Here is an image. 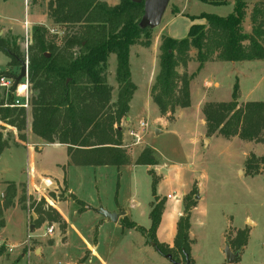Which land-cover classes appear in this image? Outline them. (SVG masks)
Wrapping results in <instances>:
<instances>
[{
	"label": "rangeland",
	"instance_id": "374dc122",
	"mask_svg": "<svg viewBox=\"0 0 264 264\" xmlns=\"http://www.w3.org/2000/svg\"><path fill=\"white\" fill-rule=\"evenodd\" d=\"M48 1L37 0L34 3L33 0H0V38L7 41L13 50L17 47L20 56H26L31 30L35 25L46 27L58 39L64 35L63 29L54 25L48 17ZM224 1V5L217 6L198 0H169L161 25L167 21L166 26L172 31L170 34L181 39L186 36L190 25L188 16L201 13L226 16L231 13L234 0ZM175 5L185 15L170 19L169 14L176 10ZM250 11L251 4L248 5L243 22L246 31L250 30ZM27 16L30 18L27 19ZM199 21L195 19L192 23ZM144 51L145 55L138 64L132 58L130 60L132 80L138 89L129 111L130 121L123 125V138L126 139L128 153L132 150L131 163L119 171L108 165L94 167L75 162L67 165V159L70 161V158L66 150L50 143L42 142L43 149L37 150L40 145L36 142L37 137L27 128L31 120L28 108L24 147L11 144L0 152L1 197H6L7 182L13 181L17 185L13 206L3 208L2 212L3 218L6 215L4 227H0V264H43L37 257L38 254L34 253L39 243L36 238L50 241L53 233L54 241L48 246L51 254L47 255L55 264L56 261L73 264L75 260L74 264H171L152 245V240L145 239L140 232L132 228H117L113 224L100 228L94 221L93 212H77L79 206L74 203L76 197L93 206L102 204L112 208L118 203L125 210L138 213L133 218L135 223L148 229L150 220L146 210L153 199L150 168L159 177L154 185V193L163 199L159 233L162 240H169L177 212L183 208L182 199L189 195L190 200L195 202L189 218L192 239L190 247L192 255L197 258L193 260L189 254L192 264H226L223 253L226 243L233 253H238L231 264H264L263 145L237 136L225 138L219 134L208 135L199 107L203 98L207 102L230 101L235 81L238 84L240 104L264 101V60L217 62L218 59H210L208 62L216 63L208 64L195 73L190 84V105L178 109L174 113V119L172 114L162 117L154 104L146 105L147 70L149 65L157 61L159 51ZM189 55L191 60L187 65L177 69L180 74H191L197 69L195 50L191 49ZM132 57L137 59L136 52H133ZM115 65V55L110 54L106 76L114 93L117 91V83L111 71L115 69ZM19 70L20 64L11 63L9 55L0 51V75L16 76ZM214 81L218 86H213ZM20 82L23 83L24 80ZM206 82L208 85L205 86ZM6 97L5 90L0 88V99ZM157 117L161 119L156 120ZM140 122L145 123V127L139 128ZM2 127L0 124L3 139L12 140L16 134L15 129ZM26 131L29 133L26 134ZM129 131H139L141 140L134 142ZM138 150H145L150 154L155 164L135 163L133 159L137 157ZM185 158V162L193 165L198 176L186 194L189 185L185 184L190 176L188 170L181 165ZM28 163L31 167L27 171L25 167ZM63 174H66L68 186L76 197L66 191L64 184L56 181ZM42 176L54 180V184L46 190H43L40 182ZM22 194L24 200L19 202ZM168 194L170 198H167ZM200 197L203 200L197 205ZM64 200L70 201L69 205H59L67 219L64 230L57 222L46 220L44 214L36 213V207L39 206L44 212L49 211L53 216L55 212L62 219L58 202ZM27 214L28 217L25 216ZM29 214H34L36 218L32 220ZM130 223L127 220L124 224L128 226ZM51 226L53 232L45 234L46 229ZM8 241L11 245H8ZM90 246L95 248V256L88 257L89 252L86 250ZM172 247L173 245L170 247L172 258L183 263L182 254Z\"/></svg>",
	"mask_w": 264,
	"mask_h": 264
},
{
	"label": "trees",
	"instance_id": "16d2710c",
	"mask_svg": "<svg viewBox=\"0 0 264 264\" xmlns=\"http://www.w3.org/2000/svg\"><path fill=\"white\" fill-rule=\"evenodd\" d=\"M36 1L33 0L34 3ZM198 1L225 4L224 0ZM249 4L250 30L246 31L243 22ZM47 7L52 23L63 29L64 35L59 39L46 27L33 26L24 57L18 54L17 47L13 50L7 41L0 38V51L9 55L11 63L18 65L19 61L26 62L32 133L48 143L64 144L70 162L115 167L127 164L126 153L120 147L122 130L119 127L126 118L129 101L136 88L130 75L129 49L135 44L149 46L151 41L152 29L141 25L143 1L118 0L115 5H109L100 0H49ZM189 18L201 22L192 23L185 37H161L158 70L150 96L163 116L190 105V81L210 59L229 62L264 60V0H234L233 10L226 16L201 13ZM191 49L195 50L197 69L191 74H180L177 69L185 67L191 60ZM110 54L116 58L117 95L113 102L112 87L106 76ZM13 101L11 93L6 99H0V124L2 128L9 126L16 131L12 140L3 139L0 132V152L11 144H23L26 140L28 113L23 108L10 106ZM201 112L208 135L237 136L242 140L262 143L264 148V101L240 104L237 81L233 85L230 101L206 102ZM261 158L264 159V153ZM135 163L155 164L145 150L138 155ZM149 174L153 185V200L148 214L150 227L143 229L133 222L125 227L135 229L147 240L151 239L161 254H170L171 248L156 239L163 199L154 193L159 177L151 168ZM6 186V197L0 195V227L4 226L3 208L13 206L17 192L13 181L7 182ZM22 200L24 194L19 202ZM76 203L79 206L77 211L82 212L84 204L80 201ZM182 204L172 248L183 257L184 253L189 257V218L195 202L186 195ZM36 213L44 214L46 220L55 221L61 229L65 228V222L55 212L53 216L38 206ZM37 220L38 217L35 223Z\"/></svg>",
	"mask_w": 264,
	"mask_h": 264
},
{
	"label": "crops",
	"instance_id": "0c3cea01",
	"mask_svg": "<svg viewBox=\"0 0 264 264\" xmlns=\"http://www.w3.org/2000/svg\"><path fill=\"white\" fill-rule=\"evenodd\" d=\"M100 1H104V2H106L107 4H109V5H115L117 2H118V0L116 1V0H100ZM217 6H221V5H217ZM175 8H176V10H174V12L173 13H170L169 14V18L171 19V18H177L178 16H184L185 15V13L183 12V10H180L176 5H175ZM189 17V16H188ZM28 18H30L29 16H27V19ZM169 19V20H170ZM193 21H195V20H191L190 18H189V23H190V25H191V23L193 22ZM201 22V20L199 21V22H196V23H200ZM166 24H167V21L166 22H164L162 25H161V21H160V23L157 25V26H155V27H152L151 29H152V35H151V41H150V44H149V46H143V45H140V44H135V45H132L131 47H130V49H129V68H130V66H131V58L133 59V61H134V63L135 64H138V62H140L141 61V59H142V57L145 55V51L144 50H146V49H150V50H152L153 52H157V51H159V46H160V42H161V37L162 36H170V37H172V38H174L170 33L172 32L170 29H168L167 28V26H166ZM189 25V26H190ZM159 26H162L161 28H159ZM156 28H159L158 29V31H155L156 30ZM189 28V27H188ZM188 28H187V30H188ZM186 33H187V31H186ZM175 39H177V38H175ZM137 48H139V49H137ZM136 50V51H135ZM133 52L135 53L136 52V55H138V57H137V59L135 60L133 57H132V55H133ZM252 61V60H251ZM217 62H220V61H217ZM241 62V61H240ZM211 63H216V62H214V61H210V62H207L203 67H206V65H208V64H211ZM115 69H116V65H115ZM115 69L114 70H112L111 72L114 74V76H115ZM111 70V69H110ZM157 70H158V56H157V61L155 60L154 61V63H152V65H149L148 66V76H147V91L145 92V99H146V105L148 104H154V102L152 101V99H151V96H150V88H151V86H152V84H153V82H154V78H155V75H156V73H157ZM130 75H131V80H132V74H131V71H130ZM193 80V79H192ZM191 80V81H192ZM191 81H190V84H191ZM132 82H133V80H132ZM134 83V82H133ZM135 84V83H134ZM189 84V95H190V85ZM213 84V86H218V83L217 82H213L212 83ZM206 85H208V82H206L205 83V86ZM135 90H134V92H133V95H132V98H131V100L129 101V110H128V112H127V115H126V118L121 122V126L119 127V129H121L122 130V142H121V149H123L124 151H125V153H126V156H127V158H128V163L127 164H129V163H131V151H130V153H128V151L126 150V145H125V138H123V125H125V124H128L129 123V121H130V117H129V111H130V109H131V104H132V100H133V97H134V95H135V93H136V91H137V89H138V86L135 84ZM117 88V87H116ZM115 91H114V88H112V92H111V98H113V100H112V102L113 101H115V99H116V95H117V91H116V93H114ZM205 102H207L204 98L201 100V102L199 103V107H200V110H201V107H202V105L205 103ZM155 105V104H154ZM156 106V105H155ZM187 108V107H186ZM179 109H184V108H179ZM157 110H158V108H157ZM178 109H176L175 110V112L177 111ZM159 112V111H158ZM174 112V113H175ZM174 113L172 114V116H174ZM162 117H165V116H162ZM158 119H161V117H157L156 118V120H158ZM174 119H175V116H174ZM204 122V121H203ZM27 128L29 129V132L31 133V134H33L32 133V131H31V127H30V122H29V125L27 126ZM29 132H27L26 131V134L27 133H29ZM129 133V132H128ZM34 135V134H33ZM4 136V135H3ZM3 136H2V138H3ZM35 137H37V140H36V142H39V144L40 145H38V147H37V150H41V149H43V144H42V142H44V143H48V142H46V141H44V140H42L41 138H39L38 136H36V135H34ZM5 138V137H4ZM132 138V137H131ZM26 139H27V137H26ZM50 144H52V145H55V146H59V147H62L63 149H65L66 150V146L64 145V144H59V143H50ZM18 146H22V147H24L23 146V144H21L20 142H18V145H15V147H18ZM6 149V148H5ZM32 151V153L33 154H35V152H34V150H31ZM67 152V151H66ZM141 152H140V150H138L137 152H136V155H137V157H138V155L140 154ZM136 156L134 157V159L133 160H136V158H137ZM187 160V158H185L184 159V161H183V163L181 164L182 165V167H184L185 169H187L188 170V172H189V176H190V179L188 180V183H186L185 185H189L188 187L189 188H187L188 190H186V192H185V194L192 188V186H193V184H194V182H195V180H197L196 178H198V176H197V172H196V170L193 168V165H191V163H189V162H185ZM69 162L70 161H68V159H67V165H69ZM127 164H125V165H127ZM63 165V167L64 168H66V165H64V164H62ZM125 165H122V166H120V167H115L116 168V170L117 171H119V169L120 168H122V167H124ZM108 166H111V165H108ZM28 167H31V165L28 163V164H26V167H25V170H27L28 171ZM95 167V166H94ZM35 172V171H34ZM27 173H29V172H27ZM198 175H199V173H198ZM58 183H60V184H64L65 186H66V188H67V192L69 193V194H71V195H74L75 196V194H73V192L71 191V189H70V187L68 186V183H67V180H66V174H63L62 176H61V178L59 179V180H56ZM187 187V186H186ZM185 194H183V196L185 195ZM169 195V194H168ZM167 195V196H168ZM73 196V197H74ZM170 196V195H169ZM76 197V196H75ZM168 198V197H167ZM170 198V197H169ZM76 199V200H75ZM153 200V199H152ZM152 200L150 201V202H152ZM203 200V198L202 197H200V200L197 202V205H199L200 203H201V201ZM74 203H76V201H80L81 203H83L84 204V206H85V209L82 211V212H88V211H90V212H93L94 213V215H93V218H94V221L99 225V227L100 228H102V227H108L110 224H113L114 226H116L117 228H124L125 227V224L124 223H126V221L127 220H130L131 222H133V223H135L136 221L133 219L134 217H137L138 216V213H136L135 211H127V210H125L124 208H122L121 206H120V204H118V203H116V204H114V206L111 208V207H106V206H103L102 204H99L98 206H93V205H90L89 203H87L86 201H83V200H81V199H79L78 197H76V198H74ZM150 202H149V205H150ZM63 204H66V205H69L70 204V201L68 202V200H64V201H60V202H58V210H59V212H60V214H61V216H62V219H63V221L65 222V226H66V221H67V219L65 218V216H64V214L62 213V211H61V209L59 208V205H63ZM196 205V206H197ZM194 208V207H193ZM193 208H192V210H193ZM77 209V208H76ZM99 209H104V210H106V211H108V212H112V213H120V212H123L124 214L123 215H120L119 217H118V219H117V221L116 222H112V221H110V220H108V219H106L105 217H103L101 214H100V212H99ZM78 210V209H77ZM192 210H191V212H192ZM147 211V213L149 214V211H150V207H149V209L148 210H146ZM78 212V211H77ZM190 212V213H191ZM137 215H136V214ZM182 214V209L181 210H178V212H177V217L175 218V221H174V223H173V226H172V229H173V232H172V234L170 235V238H169V240L168 241H164V240H162L161 238H160V235H159V233H160V230H161V222H160V224L158 225V227H157V229H156V239H157V241L159 242V243H161V244H163V245H166V246H169V247H171L172 245H173V239H174V236H175V232H176V223H177V220H178V218H179V216ZM6 215V214H5ZM5 215H4V218H3V220H4V224H5ZM30 215H32V214H29V216ZM34 215V214H33ZM26 217H28V214L27 215H25ZM35 216V215H34ZM32 218V217H31ZM35 218H36V216H35ZM34 218V219H35ZM33 218H32V220H34ZM27 220V219H26ZM150 220V219H149ZM25 223H26V221H25ZM136 225H137V223H135ZM139 226V225H138ZM4 227V226H3ZM2 227V228H3ZM30 227H31V225H30ZM55 230V229H54ZM62 230H64V229H62ZM190 230H191V225H190V229H189V238L191 237L190 236ZM54 234V233H53ZM52 234V235H53ZM51 235V240L50 241H41V240H39L38 238H36V237H34V238H36V240L39 242L38 243V245H37V247L34 249V253L35 254H38L37 255V257L40 259V261H43L42 263L43 264H55L54 262H53V260H50V256H48L47 255V253H50L51 254V252H49V249H48V246H49V244L50 243H52L53 241H54V237ZM8 237V236H7ZM190 240H192L191 238H190ZM8 245H11V244H9V241H8ZM87 252H89V255H88V257H90V256H95V248L94 247H92V246H90L89 247V249H87L86 250ZM85 251V252H86ZM190 254H191V256H192V259L193 260H195V259H197L196 258V256L195 255H192V252H191V247H190ZM49 257V258H48ZM88 260H90V259H88ZM77 260H75L74 261V263L76 262ZM53 262V263H52ZM73 263V264H74ZM56 264H61L59 261L57 262L56 261Z\"/></svg>",
	"mask_w": 264,
	"mask_h": 264
},
{
	"label": "water",
	"instance_id": "95a60500",
	"mask_svg": "<svg viewBox=\"0 0 264 264\" xmlns=\"http://www.w3.org/2000/svg\"><path fill=\"white\" fill-rule=\"evenodd\" d=\"M137 1H141V0H137ZM143 1V15H142V19H141V25L142 26H149L150 28L157 26L160 21L161 18L163 16V13L168 5L169 0H142ZM20 63V70L18 75L14 76V75H9L10 78L13 79L14 81V85L16 86L20 80L24 79L27 75V65L25 61H19ZM155 132H158V130H156ZM196 198H198V196H196ZM100 214L105 217L106 219L112 221V222H116L118 217L120 215H123V212L120 213H112V212H108L104 209H99ZM31 217L34 219L35 216L32 214ZM33 227V225H31V228ZM154 245V244H152ZM156 250L159 251L158 248H156ZM223 253L225 255V263L226 264H231L235 261V259L238 256V253L235 252L233 253L229 247V244L226 243L224 245L223 248ZM164 255V257H166L171 264H190V259L188 257V254L184 253V262H177L175 260H173L172 256L170 254H162Z\"/></svg>",
	"mask_w": 264,
	"mask_h": 264
},
{
	"label": "built area",
	"instance_id": "2783aa9c",
	"mask_svg": "<svg viewBox=\"0 0 264 264\" xmlns=\"http://www.w3.org/2000/svg\"><path fill=\"white\" fill-rule=\"evenodd\" d=\"M24 82L21 83L19 82L18 84H22L21 86L22 91L19 93L18 92V84L15 86L14 85V81L12 78H10L9 76H1L0 77V88H3L6 92V94L11 93L15 96L13 104H11L10 106H17L20 108H23L25 111L28 110L29 108V103H28V85H27V78L25 77ZM14 86V88L12 89L11 87ZM145 127V123L140 122L139 123V128H143ZM129 135L132 137V139L134 140V142H139L141 140V134L139 133V131H129ZM40 182L42 185L43 190H46L47 188H50L53 184H54V180L51 179L48 176H42L40 177ZM168 198L170 197L169 195L167 196ZM53 232V227H48L46 229V233L45 234H51ZM1 241H0V246H1Z\"/></svg>",
	"mask_w": 264,
	"mask_h": 264
},
{
	"label": "bare ground",
	"instance_id": "6f19581e",
	"mask_svg": "<svg viewBox=\"0 0 264 264\" xmlns=\"http://www.w3.org/2000/svg\"><path fill=\"white\" fill-rule=\"evenodd\" d=\"M18 85H19V86H18V92L20 93V92L22 91V88H23V87L21 86V85H22L21 83L18 84Z\"/></svg>",
	"mask_w": 264,
	"mask_h": 264
}]
</instances>
